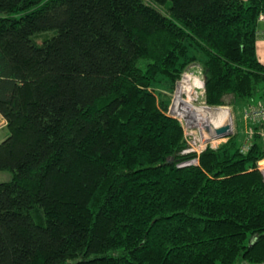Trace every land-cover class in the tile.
Masks as SVG:
<instances>
[{
  "label": "trees",
  "instance_id": "1",
  "mask_svg": "<svg viewBox=\"0 0 264 264\" xmlns=\"http://www.w3.org/2000/svg\"><path fill=\"white\" fill-rule=\"evenodd\" d=\"M261 16L264 0H0V264H264V143L183 154L153 88L198 64L209 106L264 102Z\"/></svg>",
  "mask_w": 264,
  "mask_h": 264
},
{
  "label": "built area",
  "instance_id": "2",
  "mask_svg": "<svg viewBox=\"0 0 264 264\" xmlns=\"http://www.w3.org/2000/svg\"><path fill=\"white\" fill-rule=\"evenodd\" d=\"M264 20V16H261L260 21ZM196 72L189 69V72H186L182 75V78L178 80L176 84V94L179 89V86L182 83H185L183 89L184 98L188 97L187 92L192 96L193 101H197L198 93H202L204 101L202 102L201 107H207L210 109H220L219 112L221 115L230 116V121L224 123V118L218 117L216 114H210L209 118H204L202 120L197 119L196 117H190L183 114L176 107L174 103L173 106L169 108V114L176 117L180 124L182 125L185 133V141L187 143L186 149L183 151V154H197L198 156L208 148L217 149L223 143L227 142L230 137L235 135V130L233 126V118L231 115L232 107V96L226 98V104L219 107L209 106L205 101V78L204 72L200 65L196 64L194 66ZM216 112V111H215ZM213 115V116H212ZM3 118V117H1ZM4 119V118H3ZM243 119L246 126V133L243 142L240 144V152L246 153L250 150L254 143L256 136L264 143V102H249L246 106V109L243 113ZM5 120V119H4ZM215 122L217 124H215ZM228 126L229 135L219 136L216 132V129ZM198 158L193 159L192 161L185 162L182 165H192L198 164ZM256 169L260 171L264 180V156L257 161Z\"/></svg>",
  "mask_w": 264,
  "mask_h": 264
},
{
  "label": "rangeland",
  "instance_id": "3",
  "mask_svg": "<svg viewBox=\"0 0 264 264\" xmlns=\"http://www.w3.org/2000/svg\"><path fill=\"white\" fill-rule=\"evenodd\" d=\"M258 39H261L262 37V32L261 30L258 32ZM54 35V31H48V32H44L41 34H38L34 37L35 41H37L38 43H42L45 39H48L50 37H52ZM199 59L201 60H205V57L202 55H199ZM196 66V64H191L189 66V68L183 73L185 74L186 72H189L190 70H193L192 72H196V68L194 67ZM205 78V75H204ZM159 81L154 83V89L156 90V92L158 93V95L161 97H163V99H166L169 103V106H173L174 103L176 104V107L179 109V111L183 112V102L185 101V106L186 109L189 108L190 106H202V102L204 101L203 97H202V93H198L197 101H193L192 96H188L184 98V90L183 92H181L179 95L176 96V88L174 89V91H171V88H169V84L167 81H165V79H161V77L158 78ZM188 103H187V102ZM232 107L231 108V115L233 118V126H234V130H235V135L238 136L240 141H243L245 138V133H246V126H245V122L243 119V113L244 110L246 109V106L249 104V101H235L234 99L232 100ZM230 116H226L224 118V123H227L228 121H230ZM9 135L8 133V129L6 127V121L1 118L0 116V142L6 138ZM234 136V135H233ZM12 179V173L9 171H0V182H7L10 181ZM237 264H246L244 263L241 259H239Z\"/></svg>",
  "mask_w": 264,
  "mask_h": 264
},
{
  "label": "bare ground",
  "instance_id": "4",
  "mask_svg": "<svg viewBox=\"0 0 264 264\" xmlns=\"http://www.w3.org/2000/svg\"><path fill=\"white\" fill-rule=\"evenodd\" d=\"M184 85H185V83L182 84V92L184 90L183 89ZM184 92H185V90H184ZM187 95L190 96V93L187 92ZM183 105H184V108H183V112L182 113L185 114V115H187V116L193 117V118L196 117L197 119H200V120H202L204 118L207 119V118L210 117V114H213V115L216 114L218 117H222V118L225 117V115H221V113H217V112H219L220 109H210V108L201 107V106H198V107L190 106L189 108L186 109L185 101L183 102ZM215 124H217V123L215 122Z\"/></svg>",
  "mask_w": 264,
  "mask_h": 264
},
{
  "label": "crops",
  "instance_id": "5",
  "mask_svg": "<svg viewBox=\"0 0 264 264\" xmlns=\"http://www.w3.org/2000/svg\"><path fill=\"white\" fill-rule=\"evenodd\" d=\"M260 30L262 32V37L257 40V53L259 59L264 63V20L259 22V31Z\"/></svg>",
  "mask_w": 264,
  "mask_h": 264
},
{
  "label": "water",
  "instance_id": "6",
  "mask_svg": "<svg viewBox=\"0 0 264 264\" xmlns=\"http://www.w3.org/2000/svg\"><path fill=\"white\" fill-rule=\"evenodd\" d=\"M229 127L228 126H225V127H222V128H219V129H216V132L217 134L220 136H227L229 135Z\"/></svg>",
  "mask_w": 264,
  "mask_h": 264
}]
</instances>
